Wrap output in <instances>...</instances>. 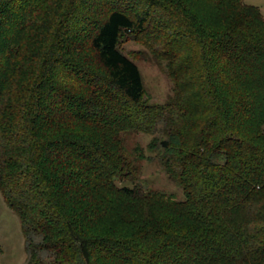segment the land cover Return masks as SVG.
Here are the masks:
<instances>
[{
	"label": "trees",
	"instance_id": "16d2710c",
	"mask_svg": "<svg viewBox=\"0 0 264 264\" xmlns=\"http://www.w3.org/2000/svg\"><path fill=\"white\" fill-rule=\"evenodd\" d=\"M128 34L157 40L163 104L144 100ZM133 131L158 136L181 199L136 182ZM0 194L26 264H264L262 13L244 0H0Z\"/></svg>",
	"mask_w": 264,
	"mask_h": 264
},
{
	"label": "rangeland",
	"instance_id": "374dc122",
	"mask_svg": "<svg viewBox=\"0 0 264 264\" xmlns=\"http://www.w3.org/2000/svg\"><path fill=\"white\" fill-rule=\"evenodd\" d=\"M244 2L257 7L264 18V0H244ZM148 36L141 39L128 34L122 38L120 48L139 69L144 100L148 104H163L172 92L173 83L166 69V61L162 60L156 51L160 48L157 40L153 42ZM157 137L139 131L126 134L124 146L127 160L137 168L136 182L144 184L149 189L162 191L181 199L180 188L165 174L159 163V155L153 150L158 141ZM119 184L133 186L130 181ZM0 264H26L20 221L16 214L7 207L1 194Z\"/></svg>",
	"mask_w": 264,
	"mask_h": 264
}]
</instances>
